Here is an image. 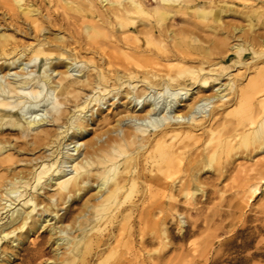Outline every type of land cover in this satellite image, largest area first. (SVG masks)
Wrapping results in <instances>:
<instances>
[{
	"label": "bare ground",
	"instance_id": "1",
	"mask_svg": "<svg viewBox=\"0 0 264 264\" xmlns=\"http://www.w3.org/2000/svg\"><path fill=\"white\" fill-rule=\"evenodd\" d=\"M100 1L102 10L95 0H0L10 21L0 24V70L19 62L24 70L43 69L0 79V134L7 128L28 139L34 132L30 150L47 152L18 171L12 142L0 139V264H13L18 249L49 227L54 264H106V254L123 242L98 233L97 225L122 218L119 229L132 230L140 205L133 200L125 208L127 199H151L155 218L156 209L174 210L171 201L200 199L206 184L231 181L241 187L233 199L246 204L264 184V157L256 159L264 155V0ZM61 3L100 24L83 21L85 39L50 38ZM229 12L244 19L224 21ZM104 24L109 36L100 42ZM21 26L33 41L8 34L14 28L28 35ZM78 65L81 76L72 73ZM42 103L56 130L41 125ZM88 133L94 136L83 142ZM208 171L213 175L205 178ZM92 189L89 216L78 215L70 229L56 226L63 222L59 203L84 199ZM138 253L132 264H141ZM126 254L118 253L116 263L126 264Z\"/></svg>",
	"mask_w": 264,
	"mask_h": 264
},
{
	"label": "rangeland",
	"instance_id": "2",
	"mask_svg": "<svg viewBox=\"0 0 264 264\" xmlns=\"http://www.w3.org/2000/svg\"><path fill=\"white\" fill-rule=\"evenodd\" d=\"M95 2L96 7L102 10L103 5L101 1L95 0ZM258 5L262 6L260 3ZM62 6L64 5L61 3L59 12H56L60 21L56 24H52L46 33L52 39L59 37L75 39V36L85 39L87 34L82 30L84 25L83 21H85V24L89 23L90 25L100 24L98 22L99 17L96 21L94 19L93 22L90 21V23L89 20L92 19H90L88 12H82L83 9L82 11H74L70 9V7L62 9ZM72 6L74 9L76 8L75 4H72ZM246 7L248 6L240 5V7L237 8L239 10L248 11L249 9ZM223 17L224 21L234 23L244 19V17L237 12L223 14ZM181 18L184 17L180 15L176 16V21L180 22ZM9 22L5 12L0 10V24L6 27ZM257 23V25L262 24L259 21H257ZM103 26L104 28L100 29L102 35H97L98 37H96L100 42L106 40L105 38L107 37H105V35L109 36L110 26L107 24ZM21 27H23L22 29H24L28 35L14 28L8 31V34L14 36V40L18 42L33 41L29 39L32 38V36L29 35L32 31L28 30L27 26ZM1 30L2 29H0V35L2 34ZM23 60L27 62V60ZM21 63L22 62H19L12 66L10 72L6 69L0 70V79L4 78V81L7 80L12 82L15 78V73L25 74L31 71L36 75V73H41L43 70L39 69L36 72L33 66H28L24 70L21 67ZM38 63L40 64L41 62L39 61ZM44 64H46L45 60L42 61L41 65L44 69H48L49 66L46 67ZM72 69L73 74L81 76V73L78 72L79 70L81 71L79 65L73 66ZM60 70H65V68H60ZM239 71L241 70L238 69L235 74L239 73ZM256 71L257 70H252L250 76L257 80L258 76ZM49 73L52 74L56 80L58 79V77H56L57 73L50 71V68ZM257 81H259V79ZM262 85H264V83H262ZM49 111L50 110L44 103L38 108L39 116L44 119L41 125L46 126L45 128L56 130L57 127L53 126V123L50 122L51 111ZM96 111L97 110L93 111L95 116H97ZM90 114H92V112H90ZM98 115L100 114L98 113ZM33 135L34 132L32 133V136ZM32 136L25 139L21 134L17 133V131H12L7 128L4 129L3 134H0V139H7L8 142H12L13 146L9 153L15 154L17 164L14 167H16L18 171L32 167L33 164L37 163L35 160L37 157L44 152L47 153L44 148L35 151L30 150L32 147L29 148V143L34 141ZM87 136L88 137H86L83 142L88 141L94 134L90 135L88 133ZM103 139L106 140V137ZM83 149L84 145L82 146V150ZM263 157L264 155H260L256 159H261ZM255 174L256 172L251 173L253 176ZM212 175L213 173L208 171L204 174V177L207 178ZM238 188L241 189L240 186L238 187L231 184V181H226L220 185L206 184V192L204 196L203 194L200 195V199H176L175 201H171L170 203L174 206V210L170 213L167 212V214L160 209H156L155 212L157 215L155 218L152 212L151 199H127L123 204L125 208L129 207L130 202L133 200L140 205L138 211L135 212L131 217L130 223H128L131 225L132 230L119 229L118 226L123 222L122 218L118 219L115 224L110 220H102L97 225L99 229L98 233L106 236L117 235L123 242L122 246L118 247L114 253L106 254V264H117L118 253L122 252H127L126 256L128 260L126 264L134 259L135 252H139L138 255H141H139L141 264H264V184H261L260 194H258L255 199H252L249 204L242 203L241 199H233L234 193L239 190ZM55 189L56 187L48 188L46 190L48 192L46 198L50 197L55 192ZM222 193H224L225 198H222ZM94 194H96V190L92 189L84 199H71L69 203L60 202L58 211L59 216L63 217V222L55 224L59 218V216H57L50 221L49 224H55L56 226L70 229L69 225L73 223L78 215L88 211L86 216H89L92 210H88L86 207L87 198ZM45 200L47 201L48 199ZM161 201L162 199H160V202ZM93 203H96L95 199L91 204ZM52 218L53 217H50V219ZM154 220H156V224L159 223L158 228H156V224H153V222L155 223ZM139 222L141 223L139 224ZM162 225L163 230H169L166 239L161 232L163 231ZM50 228L51 227L44 232L41 231L35 234L32 240L27 242L26 250L24 248L18 249L15 253L17 257L13 264H23V259H28L29 257V264H54V249L56 247L53 245V239H51ZM74 232L75 231H72L71 234H75ZM129 233L131 234L130 237ZM132 234H134V236ZM186 234L187 237L183 238ZM127 241L132 242L131 246L134 247L133 250L129 251L128 248L124 247ZM113 242L114 241L111 243L114 248L116 243ZM60 251L62 253L65 252V247L63 246ZM26 255L28 257L25 258ZM130 264H132L131 261Z\"/></svg>",
	"mask_w": 264,
	"mask_h": 264
}]
</instances>
